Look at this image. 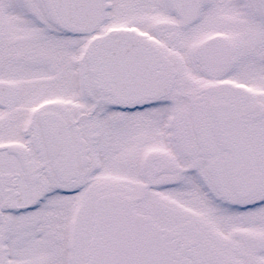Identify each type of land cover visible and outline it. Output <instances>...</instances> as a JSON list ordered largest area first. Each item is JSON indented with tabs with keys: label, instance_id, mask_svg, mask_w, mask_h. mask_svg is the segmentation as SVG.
<instances>
[{
	"label": "snow or ice",
	"instance_id": "obj_1",
	"mask_svg": "<svg viewBox=\"0 0 264 264\" xmlns=\"http://www.w3.org/2000/svg\"><path fill=\"white\" fill-rule=\"evenodd\" d=\"M0 264H264V0H0Z\"/></svg>",
	"mask_w": 264,
	"mask_h": 264
}]
</instances>
